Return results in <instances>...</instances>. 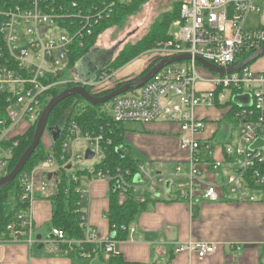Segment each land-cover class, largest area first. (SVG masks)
<instances>
[{
    "label": "built area",
    "instance_id": "obj_1",
    "mask_svg": "<svg viewBox=\"0 0 264 264\" xmlns=\"http://www.w3.org/2000/svg\"><path fill=\"white\" fill-rule=\"evenodd\" d=\"M261 2L183 1L179 18L172 24L170 39L157 43L149 53L161 60L181 55H188L190 59L162 67L141 87L111 100L109 113L116 124L164 122L177 126V146L186 154V159L176 164L173 174L153 175L146 166L137 165L132 176L126 172L131 178L125 180L119 167L114 172L97 169L95 166L104 160L105 149L111 141L105 140V133H82L71 122L64 132L60 155L55 157L50 153L29 174L20 177L22 191L16 223L6 227L0 240L33 244L31 206L35 194L46 196L48 193L49 181L43 177L58 174L68 166L69 169L83 168L87 162L85 151L80 155L74 151V145L80 141L85 144V150L93 153L89 160L93 161L92 165L85 168L87 174L113 182L122 194L131 192L128 190L139 182L146 186L151 182L148 186L153 187L160 184L164 188L167 184L170 190L172 178L184 176L186 185L179 187L174 196L188 206L222 198L237 202L259 200L264 193V147L251 150L250 146L258 139L264 141V73L255 72L247 65L236 72L209 76L200 73L195 58L226 70L240 63L241 54L264 46V25L245 27L247 15L261 11ZM115 5L116 0H0V176L10 158L8 149L17 146V136L36 125L50 99L49 91L67 85L97 86L114 77L113 72H101L92 82L61 79L67 68L72 70L69 63L72 43L90 36L101 21L109 18ZM235 96H248L250 104L237 105L233 102ZM217 106L235 108L229 124L236 129V134L223 143L203 137L207 124L196 113L198 108ZM20 126L25 128L18 131ZM36 173L38 180L34 178ZM135 177L139 178L136 184ZM73 181L77 182L78 178L73 177ZM75 191L80 198L79 228L84 238L68 239L62 229L52 227L45 243L63 256H70L75 247L98 244L100 256L108 261L117 255L115 240H100L96 231L86 225V211H80L85 192L80 188ZM217 246L207 242H182L174 244L172 252L193 253L198 259H205L215 254ZM233 246L237 251L241 248L230 244ZM78 255L86 253L82 251Z\"/></svg>",
    "mask_w": 264,
    "mask_h": 264
},
{
    "label": "crops",
    "instance_id": "obj_2",
    "mask_svg": "<svg viewBox=\"0 0 264 264\" xmlns=\"http://www.w3.org/2000/svg\"><path fill=\"white\" fill-rule=\"evenodd\" d=\"M261 4H264V1ZM256 14L259 16V24L256 27L263 26L264 14ZM259 58L261 62L258 66L250 65V68L264 73V54ZM124 70L120 71V77H127L132 72L140 71L138 68L136 71L135 68H130L127 72ZM71 71L75 78L74 69ZM198 87L207 88L204 85ZM228 112L229 108L224 107L198 108L197 116L207 124L203 137L211 138L216 143L232 139L236 129L229 124L230 119L227 118L231 117L225 116ZM125 125L127 129L123 127ZM24 128L20 126L18 131ZM120 129L124 155L137 165L146 166L153 175L173 174L176 164L184 163L186 159V154L177 146L178 129L175 125L164 122L124 123ZM227 132H230L229 135ZM217 134L225 139L219 141ZM216 157H219L218 154ZM92 163L93 161L88 160L83 164V168H89ZM183 169L186 170L185 166ZM43 179L48 181L47 176ZM52 180L49 181L47 195L35 194L32 202L33 244L30 246L25 241L0 240V264H107L109 260L105 261L103 256H100L98 244L93 246L95 254L88 257L87 255L63 256L45 243L52 228V204L49 199L54 184ZM177 180L180 184H175ZM171 184L170 190L167 184L165 188L163 185L146 186L145 183L140 182L134 186L130 191L142 195L149 193L152 198L143 203L128 226L117 229L115 226L110 227L106 217L110 207V192L111 189L114 190L115 184L105 179L92 178L88 174V177L79 178L78 188L85 192L80 211H86V225L96 231L100 240L107 238L115 240L117 255L114 256L120 257L125 262L264 264V193L256 202H237L234 199L222 198L217 202L200 201L198 204L188 206L175 200L174 196L179 187L186 185V178L174 177ZM131 228H133L132 232ZM118 231L124 232L123 238L118 237ZM182 242H207L218 246L212 256L198 259L193 253L172 252V246ZM230 244L239 245L241 248L237 251L234 246L231 248Z\"/></svg>",
    "mask_w": 264,
    "mask_h": 264
},
{
    "label": "trees",
    "instance_id": "obj_3",
    "mask_svg": "<svg viewBox=\"0 0 264 264\" xmlns=\"http://www.w3.org/2000/svg\"><path fill=\"white\" fill-rule=\"evenodd\" d=\"M147 0H116L113 13L109 18L101 21L94 29L90 36H85L81 40H76L72 43V53L70 57L71 68L74 69L76 63L82 58L88 57L92 54L93 50L97 47L93 46L95 42V36L101 28H109L113 25H120L124 18L130 14L139 10L140 6ZM183 1L175 2L172 9L163 13L158 22L154 23L153 27L138 43L125 48L117 56V60L112 57L109 65L101 72L111 73L112 67L119 68L127 64L131 59L136 57L142 51L149 50L150 52L157 43L167 41L170 39L169 28L179 18V10ZM254 52L243 53L240 55L239 62L244 61ZM161 58L155 57L152 63L145 68L138 76L131 80H136L143 77ZM251 64V63H250ZM250 64L248 66H250ZM198 65V64H197ZM100 72V73H101ZM99 73V74H100ZM120 82L113 88L106 90H100L99 92H92L85 87L86 92L94 97H102L116 88H119L126 82ZM73 86V85H72ZM70 86L58 87L48 92V97L53 98L61 93L64 89ZM106 103H111V100ZM105 103V104H106ZM46 104V103H45ZM102 105H91L85 102L80 96H72L60 101L49 113L46 127H56L60 130L58 139L53 142L50 138L48 146L43 144V136L34 150L22 171L18 176L10 183L0 187V235L5 233L6 227L9 224L16 223V215L20 209L18 205L19 196L22 188L20 183V177L23 174H29L36 166L45 161L50 153H53L55 157H58L61 153V143L64 138V132L69 123L74 122L81 130L82 133H88L97 135L105 133V140L109 139L111 144L106 147L104 152V160H102L95 167L102 169H109V172H114L116 168H125V165H130L131 176L137 171V164L131 160L124 153L117 150L118 146L122 147V137L120 124H116L111 120L109 111L103 110ZM220 107V106H217ZM226 108V107H224ZM234 109V110H233ZM235 108L229 110L225 115L231 117ZM228 120L230 118H227ZM35 125L27 128L22 135L17 136L19 141L16 147L9 148L10 158L6 161L5 169L2 172L0 178L8 174L17 163L20 156L30 145ZM45 133V132H44ZM129 176V179L131 178ZM73 177H77L78 181L74 182ZM88 177L85 168L73 166L70 169H64L59 171L58 176L53 179V189L49 195V199L52 204V217L51 224L54 228H60L65 233L68 239L82 240L84 238L83 230L79 228L80 215L78 212V202L80 201L79 195L75 191L79 185V178ZM109 198V211L107 212V219L110 227L115 226L119 229L121 226H128L133 220L134 216L143 206V203H137L136 199L130 193L125 195L120 193L118 189H111ZM16 204L15 206H13ZM118 237L123 238L122 231H118ZM76 249L70 254L71 256H77L80 252H85L88 257H92L95 254V248L91 245H82L81 247H75ZM79 256V255H78ZM107 264H136L123 261L120 257L113 256L109 259Z\"/></svg>",
    "mask_w": 264,
    "mask_h": 264
},
{
    "label": "water",
    "instance_id": "obj_4",
    "mask_svg": "<svg viewBox=\"0 0 264 264\" xmlns=\"http://www.w3.org/2000/svg\"><path fill=\"white\" fill-rule=\"evenodd\" d=\"M263 54H264V46L258 48L251 56H249L244 61L226 70L219 69L201 58H195V61L213 73L223 74V73L236 72L241 68L254 62ZM113 55H114V49L100 50L96 48L95 50H93L90 56L84 57L78 63H76V65L74 66V71L76 74L75 79L78 81V83L94 81L98 77L99 73L109 65ZM188 59H190V56L181 55V56L160 60L143 77L126 82L119 88L114 89L113 91L109 92L108 94L102 97H94L90 95L88 92H86L85 87L81 85H75L64 89L57 96L51 98L43 108L35 125L33 138L30 145L20 156L14 168L8 174L0 178V187L6 185L7 183L12 182L18 176V174L22 171L23 167L25 166L26 162L28 161L34 150L37 148L45 131L49 134L53 142H55L58 139L60 135V130L56 127H51V128L46 127V122L49 113L60 101L68 97L80 96L85 102L91 105L94 106L102 105L105 104L106 102H109L113 98L128 92L129 90L137 89L141 87L162 67L170 63L180 62ZM233 102L240 106H248L250 104L248 96H235L233 97ZM263 147H264V141L258 139L250 146V149L258 150V149H262ZM92 158H93L92 151L90 149L85 150L84 160L88 161L91 160ZM67 169H69V166L67 167ZM57 176H58L57 173L48 175L47 180L51 181L52 178H56ZM138 181L139 178L135 177L134 182L137 183Z\"/></svg>",
    "mask_w": 264,
    "mask_h": 264
},
{
    "label": "rangeland",
    "instance_id": "obj_5",
    "mask_svg": "<svg viewBox=\"0 0 264 264\" xmlns=\"http://www.w3.org/2000/svg\"><path fill=\"white\" fill-rule=\"evenodd\" d=\"M183 1V0H147L144 4H142L139 8V10H136V12L130 14L126 18L123 19L122 23L120 25H113L109 28H101L100 31L95 36V42L93 43V46L97 47L100 50H110L114 49V60L117 58V56L123 51L125 48L130 47L131 45H134L138 43L140 40H142L145 36L148 35L149 31L153 27L154 23L158 22L161 18V15L170 9H172V6L175 2ZM262 2L264 0H261ZM262 10L258 13L263 15L264 14V4H261ZM261 20V19H260ZM259 24V16L256 13H249L245 20V27L246 28H254ZM173 32L172 27L169 28V33ZM149 50H144L140 54H138L136 57L131 59L127 64L115 68L112 67L111 73H115L114 77L111 80L105 81L97 86H88L87 88L90 89L92 92H99L100 90H106L109 88L115 87L116 84L120 82H124L126 80L133 79L136 76H138L145 68H147L155 57H152ZM117 60V59H116ZM261 62L260 58L256 59L254 62H252L251 66H258V64ZM197 67L199 68L200 73L206 74L209 76H213L214 74L209 71L208 69L204 68L201 64L197 63ZM130 68H135L134 71H136V68L140 69V71L132 72L130 76L127 77H120L119 73L120 71L124 70V72H127ZM256 72V71H255ZM110 73V72H109ZM76 75V74H75ZM120 77V78H119ZM61 79H64L66 81H70L74 79V73L70 70V68H67L62 74ZM72 87V85H67ZM50 100V99H49ZM48 100V101H49ZM103 110L108 111L109 110V103L104 104ZM222 125V124H221ZM125 129H127V125L123 126ZM231 129V128H230ZM230 132H227V135H229ZM217 139L219 141H223L225 138H221L222 136H218ZM50 143V136L45 131L43 134V144L44 146H48ZM74 151L77 155H80L82 152L85 151V144L80 141L77 142L74 145ZM135 159V158H134ZM130 170V165H125V168H123V179L129 180V176H127L126 172ZM38 174H34V178L37 179ZM143 181L148 182L147 179H144ZM151 182L147 183L150 185ZM152 184V183H151ZM175 184H180V182L177 180ZM158 186H161L158 184ZM149 188V187H148ZM129 189L128 191H130ZM132 194L133 198L136 199L137 203H143L146 202V200L151 199L152 195L149 193H145L142 195L141 193H133L127 192L124 193L125 195ZM143 193V192H142Z\"/></svg>",
    "mask_w": 264,
    "mask_h": 264
}]
</instances>
